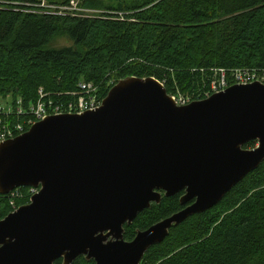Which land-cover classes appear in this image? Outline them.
<instances>
[{"label": "water", "instance_id": "water-1", "mask_svg": "<svg viewBox=\"0 0 264 264\" xmlns=\"http://www.w3.org/2000/svg\"><path fill=\"white\" fill-rule=\"evenodd\" d=\"M263 161L264 83L179 106L155 77L122 79L97 110L48 116L0 143V195L40 188L0 220V264H141ZM181 192V210L124 238L141 212Z\"/></svg>", "mask_w": 264, "mask_h": 264}, {"label": "trees", "instance_id": "trees-1", "mask_svg": "<svg viewBox=\"0 0 264 264\" xmlns=\"http://www.w3.org/2000/svg\"><path fill=\"white\" fill-rule=\"evenodd\" d=\"M45 1L62 6L71 0ZM41 3L0 0L3 103L18 106L20 101L29 109L43 94L47 106L68 104L77 99L84 81L99 86L104 100L115 84L128 77H155L169 94L179 90L194 101L207 98L220 70H225L230 86L235 84L231 77L235 70L264 74V0H82L80 4L123 12L122 17L59 14L39 7ZM29 118L13 116L12 122ZM256 145L251 141L245 148ZM181 196H164L160 204L141 212L133 224L125 225L124 238L131 241L139 230L181 210ZM24 198L16 199L17 204L25 205ZM11 212V198L0 196V220ZM73 264L96 262L80 256ZM141 264H264V162L216 206L174 226Z\"/></svg>", "mask_w": 264, "mask_h": 264}, {"label": "built area", "instance_id": "built-area-1", "mask_svg": "<svg viewBox=\"0 0 264 264\" xmlns=\"http://www.w3.org/2000/svg\"><path fill=\"white\" fill-rule=\"evenodd\" d=\"M77 0H71L69 3L64 4L62 7L64 12L58 10L59 14H72L74 9L77 7ZM42 7L54 9L57 8L54 5L46 4L45 0H42ZM221 74H217L214 80L211 83V89L209 91L211 94L218 93L224 91L226 88L230 86V81L227 79V75L225 70H220ZM241 74L243 77H238ZM232 79L235 84H250L255 81L264 83V74L258 75L253 71L247 70H235L232 72ZM80 92L78 94L77 99L69 102L68 104H58L50 102V106H47L45 101H43L45 95H43L38 101L36 105H30L29 109H25L21 106V102H18V106H14V104L3 103L0 101V143L16 138L17 136L22 135L27 132L35 123L44 120L46 117L51 115H60L65 113L70 114H82L89 110H97L101 107L103 100L100 97V89L93 82H81L79 84ZM209 93H206V96L209 97ZM177 105L183 106L193 102V97L185 95L181 92H175L170 94ZM18 115H27L31 116V118L25 120L24 122H12L13 116ZM24 188H27L25 191ZM40 191V188L32 187V186H21L11 191L7 195L0 196H9L11 198L12 204V212L16 211L21 205L17 204L16 199L19 197H25L24 199L27 201L25 204L31 202L32 197Z\"/></svg>", "mask_w": 264, "mask_h": 264}, {"label": "rangeland", "instance_id": "rangeland-1", "mask_svg": "<svg viewBox=\"0 0 264 264\" xmlns=\"http://www.w3.org/2000/svg\"><path fill=\"white\" fill-rule=\"evenodd\" d=\"M80 1L82 2V0H77L78 5L74 9V11L72 12V14H75V15L81 14V15H86V16H93V14L99 13L98 16H101V13H106V14L107 13H114L115 15H119L120 17L125 16V14L123 12H116V11L115 12H112L110 10L97 11V10H93V9H87V8H84V7H81L80 6V4H81ZM107 1H110V0H107ZM64 4H66V3H64ZM54 6H56L57 8H54L52 10H57V11L60 10V11L64 12L63 11L64 9L62 7H59V5H54ZM39 7H42V6L39 5ZM43 8H45V7H43ZM34 11L42 12V11H45V10H39V9H37V10H34ZM64 43H65V41H64ZM231 77H233V75ZM238 77H243V75L239 74ZM162 84L164 85V83H162ZM165 88H166V86H165ZM178 91L179 90H177L176 92H178ZM8 100L11 101V102H14L12 99H8Z\"/></svg>", "mask_w": 264, "mask_h": 264}, {"label": "flooded vegetation", "instance_id": "flooded-vegetation-1", "mask_svg": "<svg viewBox=\"0 0 264 264\" xmlns=\"http://www.w3.org/2000/svg\"><path fill=\"white\" fill-rule=\"evenodd\" d=\"M184 192H181V194H183Z\"/></svg>", "mask_w": 264, "mask_h": 264}, {"label": "bare ground", "instance_id": "bare-ground-1", "mask_svg": "<svg viewBox=\"0 0 264 264\" xmlns=\"http://www.w3.org/2000/svg\"><path fill=\"white\" fill-rule=\"evenodd\" d=\"M263 162H264V161H263ZM263 162H262V163H263ZM262 163H261V164H262ZM231 190H232V189H231Z\"/></svg>", "mask_w": 264, "mask_h": 264}]
</instances>
